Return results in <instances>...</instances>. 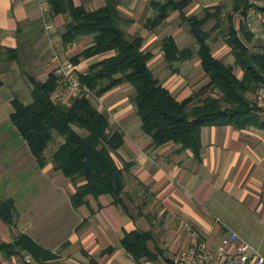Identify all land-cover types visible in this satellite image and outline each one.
Returning a JSON list of instances; mask_svg holds the SVG:
<instances>
[{
	"label": "crops",
	"instance_id": "0c3cea01",
	"mask_svg": "<svg viewBox=\"0 0 264 264\" xmlns=\"http://www.w3.org/2000/svg\"><path fill=\"white\" fill-rule=\"evenodd\" d=\"M117 1L123 16L133 19L128 31L139 28L144 48L152 52L149 67L156 74L151 64L160 60L161 66L169 68L174 81L162 83L177 99L207 84L208 77L196 53L191 60L171 65L164 58V37L173 36L179 48L187 44L180 41L179 36H183L180 33L184 32L187 42L190 41L189 25L182 21L179 11H171L160 25L149 29L146 24L156 15L151 5L153 0ZM225 1L191 0L184 11L198 14ZM74 2L94 9L105 0ZM175 17L183 22L181 27ZM60 21L64 23L61 15L52 20L48 18L49 35L53 33L49 36L44 31L39 0H0V45L6 48L23 45L27 52L36 54L29 62L34 66L48 40L57 46L60 43L62 57L69 59L93 43V37L86 36L65 47L61 41L63 32L60 36L56 34ZM156 40L157 51L151 48ZM227 48L231 58L224 62L233 64L228 45ZM107 55L79 61L88 67ZM0 70L3 82L0 86V202L12 200L15 209L13 224L0 218V242L13 243L20 234H26L54 254L53 258L40 262L24 251L10 256L0 251V264H169L171 256L196 236V240L219 246L226 227L245 241L249 238L245 237L247 233L260 235L261 241L250 239L253 242L250 244L264 255L261 237L264 234V127L205 126L201 132L200 159L195 160L190 150H179L180 146L173 142L153 146L129 101L131 85H117L101 97L106 101L115 99L111 107L123 124V144L116 154L119 165L128 167L123 204L114 203L110 195L102 194L97 198L89 196L87 204L75 208L70 198L75 184L55 170L51 161L40 167L11 122V101L18 95L20 67L15 61L0 60ZM48 71L44 69L42 76L37 77L45 79ZM234 71L242 77L240 68ZM209 93L211 89H206L203 95ZM135 229L150 233L147 247L157 259L137 261L126 252L121 241L126 232Z\"/></svg>",
	"mask_w": 264,
	"mask_h": 264
},
{
	"label": "trees",
	"instance_id": "16d2710c",
	"mask_svg": "<svg viewBox=\"0 0 264 264\" xmlns=\"http://www.w3.org/2000/svg\"><path fill=\"white\" fill-rule=\"evenodd\" d=\"M45 1L48 18L52 20L61 15L64 19L61 41L65 47L82 37H93V43L70 60L77 62L109 54L90 64L82 80L100 97L117 85L130 84L129 101L153 146L173 142L180 146L179 150H190L194 159L199 160L201 132L205 126L264 127V115L257 114L254 103L256 92L264 90V43L254 39L241 18L248 0L225 1L213 8H204L198 14L184 11L191 0L151 1L156 15L146 24L149 29H155L176 10L189 25L196 44V49L179 48L173 36L164 37L162 51L167 63H183L196 53L208 77L206 85L183 99H177L149 67L152 52L144 48L141 34L129 33L133 19L123 16L117 0H105L94 9L75 4L74 0ZM210 19L214 24L208 30L205 25ZM213 32L224 38L234 58L233 64L225 63L212 53L209 41ZM35 57L36 54L27 52L21 44L17 48L0 45V60L15 61L29 83L30 100L24 102L15 95L11 101V122L40 167L51 161L55 170L75 184L70 197L75 208L87 204L89 196L97 198L102 194L110 195L112 202L122 205L128 167L119 165L116 154L123 144V131L112 129L109 116L87 98L76 97L70 105L55 100L57 79L54 73L49 72L45 79H39L24 68L31 66L29 62ZM236 67L242 70V77L235 74ZM2 84L0 79V86ZM206 89H211V93L204 96ZM58 137L61 138L59 143ZM52 142L56 148L49 158L45 151ZM14 211L12 200L0 202V218L10 225ZM149 237L148 231L135 229L126 232L121 242L135 260H155L157 255L147 247ZM0 251L9 256L24 251L40 262L54 257L26 234H20L13 243L0 242Z\"/></svg>",
	"mask_w": 264,
	"mask_h": 264
},
{
	"label": "built area",
	"instance_id": "2783aa9c",
	"mask_svg": "<svg viewBox=\"0 0 264 264\" xmlns=\"http://www.w3.org/2000/svg\"><path fill=\"white\" fill-rule=\"evenodd\" d=\"M39 7L42 12L43 26L49 34L46 1L39 0ZM241 18L254 39L264 43V0H248L247 8ZM48 67V72H53L57 79L53 92L55 100L65 102L67 105H70L71 100L76 97H84L91 102L100 100L101 97L96 90L83 82L82 77L89 71L88 67H84L80 61L63 58L61 53L52 46ZM254 103L257 114L264 115V90L257 92ZM105 113L110 117L107 112ZM196 238L197 236L190 244L174 253L169 264H264V255L228 227L219 246L210 245Z\"/></svg>",
	"mask_w": 264,
	"mask_h": 264
},
{
	"label": "rangeland",
	"instance_id": "374dc122",
	"mask_svg": "<svg viewBox=\"0 0 264 264\" xmlns=\"http://www.w3.org/2000/svg\"><path fill=\"white\" fill-rule=\"evenodd\" d=\"M227 2L230 3V0H227ZM174 19H176V22L179 23V26L181 27V25L183 24V22L180 21L179 17H175ZM61 25L57 27V30H56V34L58 36H60V34L63 32V24H62V21H60ZM213 25V20H210L209 22H207V24L205 25V28L206 29H210L211 26ZM180 31H181V28H179ZM46 31V29L44 30ZM129 33L130 34H139V28L136 29L135 27H132L130 28L129 30ZM183 36H179L180 38V41L181 42H186L187 44L185 46H191L193 47L194 49H196V44L194 42V39L192 38V36H189V39L190 41L187 42L188 38L187 36L184 35V32L183 33H180V35ZM49 35V34H48ZM49 36H53V33H51ZM52 44V45H50ZM210 45H211V49L212 51L216 54V55H220L221 56V59L224 61V60H228L229 58H231V55H230V52L228 51V48H227V45L224 41V39L221 37V36H218L217 33H212L211 35V38H210ZM54 47L58 52H60L61 50V45L59 43V46H57L54 42L52 41H47L44 48H43V53H42V57L41 58H37L36 59V64L34 66H25L24 68H26L29 73L35 75V76H42V73H44V69H48V58H49V55L51 53V47ZM151 48H153V50L157 51L158 48H159V45H158V41H154L152 42L151 44ZM61 53V52H60ZM66 56V55H65ZM68 56V55H67ZM65 59H69V57H63ZM161 63L160 60H155L152 64H151V67L154 68L156 71V75L159 77V79L161 81H163L164 83H168V84H172L174 79L173 76H172V73H170L169 71V68L167 67H163L161 66ZM194 67V64L193 66L190 65V68L193 69ZM172 69V68H171ZM170 69V70H171ZM18 86H19V89H18V97L24 101V102H27L30 100V95H29V88H28V81H27V78L25 77L24 73L22 72V69H20L18 72ZM166 74V75H165ZM163 75H165L164 78ZM123 91V90H122ZM257 93V92H256ZM256 95V94H255ZM254 95V96H255ZM119 95H116L115 97H118ZM113 97V96H112ZM121 97V95L119 96ZM114 100L115 99H111L109 101H106L104 100L102 97L100 98L99 101L97 102H93L94 105H96L100 110L104 111V112H107L109 115H110V121H111V127L112 129H118V130H121L123 129V124L122 122L115 116L114 114V111L112 109V103H114ZM122 131V130H121ZM57 143H59L61 141V138H57L56 139ZM56 148V144L55 142H52L49 144L48 148L46 149L45 151V154L47 156H49L50 158V155L52 153L53 150H55ZM72 182V181H71ZM73 183V182H72ZM246 238L248 240L249 243H251L252 241L251 240H260V235H254L252 233H247L245 234ZM261 237L263 239V243H264V234H261ZM251 239V240H250ZM251 241V242H250ZM261 241V240H260ZM253 243V242H252ZM263 248H264V244H263Z\"/></svg>",
	"mask_w": 264,
	"mask_h": 264
}]
</instances>
